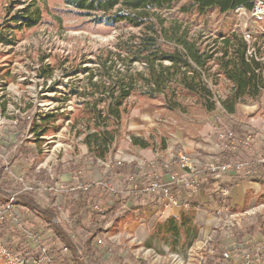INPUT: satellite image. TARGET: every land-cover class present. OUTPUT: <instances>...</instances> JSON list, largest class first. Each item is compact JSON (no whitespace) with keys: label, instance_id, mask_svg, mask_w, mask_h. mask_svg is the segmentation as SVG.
I'll list each match as a JSON object with an SVG mask.
<instances>
[{"label":"trees","instance_id":"obj_1","mask_svg":"<svg viewBox=\"0 0 264 264\" xmlns=\"http://www.w3.org/2000/svg\"><path fill=\"white\" fill-rule=\"evenodd\" d=\"M62 1L66 5L63 9L65 13L86 17L91 24L103 23L106 27L117 29L134 27L140 31L119 39L115 51L105 50L97 54L94 60L97 65L88 69L85 77L88 90L79 93L71 90L78 96L87 97L75 112L65 117L70 120L72 134L80 137L81 143L87 147V153L73 164L60 163L56 178L70 172L73 180L87 185L85 191L76 197L63 195L60 208L49 204L37 186L32 184L31 191H23L12 176L11 166L6 170L5 160L0 156V238L10 249L22 255L26 264H105V256L119 259L122 264H143L127 250L122 249L117 254L110 243L106 242V247H101L95 241V236L105 231L108 221H116L125 213L124 203L129 202L133 207L161 205L156 190H148L146 185L135 190L134 176L140 171L136 162L112 161L108 168L103 164L122 138L128 137L132 145L150 147L146 139L126 130L127 118L135 107L129 104L131 97L157 99L164 107L173 110L180 106L181 99L192 96L208 112L214 109L217 101L226 114L232 115L238 104L255 100L264 91V49L251 45L254 54L248 55V44L237 30L219 33L210 44L202 46L189 34V26L182 19L175 17L165 24L159 12L177 7L178 14L202 16L211 9L225 13L237 7L248 8L253 0ZM44 3L45 0H30L14 12L9 26L0 32V43L11 44L12 32L39 24L45 11ZM135 64H140L141 70H136ZM204 75H214L215 78L220 75L227 82L225 94L214 99L213 90L204 80ZM58 112L57 107L42 114L39 122L30 121L29 117H18L10 131L28 130L39 141L50 129L60 127L55 124L61 115ZM229 130L231 136L216 156L218 160L234 159L235 148L245 149L240 140L247 132L237 124ZM219 131L225 133L226 128L220 126ZM179 151L180 146L175 145L170 158L157 156L150 165L149 170L156 173L158 182L162 183V175L174 172L171 164L178 162L176 153ZM89 164L99 169L105 181L101 182L95 201L83 196L91 191L94 184V171ZM119 180L123 182V200L122 192L108 191L106 187V184ZM210 181L209 170L205 169L197 176L196 187ZM54 182L51 180L48 183ZM9 191L16 192L12 204L18 206L21 214L20 227L13 223L12 211L5 209ZM106 194L112 199V204L103 199ZM173 195L176 196L175 193ZM210 195V201L204 204L196 201L190 205L213 212L220 207H230L228 196L219 191ZM177 201L178 204L188 203L185 199L177 198ZM97 202L101 203V212L93 208ZM61 210H69L67 219L62 217ZM174 227L177 228V225ZM78 228L85 230L81 237L77 233ZM26 233L33 234L36 242L27 239ZM62 247H66L69 253H62ZM43 248L48 259L41 254ZM220 252L215 256L220 264H224Z\"/></svg>","mask_w":264,"mask_h":264},{"label":"rangeland","instance_id":"obj_2","mask_svg":"<svg viewBox=\"0 0 264 264\" xmlns=\"http://www.w3.org/2000/svg\"><path fill=\"white\" fill-rule=\"evenodd\" d=\"M29 1L0 0V32L9 26L14 12ZM65 6L62 0H45V11L39 24L12 32L11 44L0 43V156L10 163L12 176L21 187L39 184L46 188L51 185L48 183L51 180L58 185V165L73 164L85 155L87 147L81 143L80 137L72 134L70 120L65 117L75 112L87 97L78 96L71 90L77 93L88 90L85 77L87 70L97 65L94 62L97 54L105 50L115 51L119 39L140 31L134 27L117 29L103 23L91 24L86 17L65 13ZM159 15L165 24L175 17L182 19L189 26V34L202 46L210 44L219 33L238 31L234 10L220 13L211 9L205 15L196 16L178 14L177 7H174L160 11ZM248 29L251 45L264 49V24L251 22ZM134 66L136 70L142 68L140 64ZM204 80L212 88L214 99L225 94L227 82L220 75L216 78L204 75ZM180 102V106L172 110L157 99L132 96L129 104H133L135 110L131 109L129 113L126 130L146 139L158 156L168 159L181 135L194 139L201 148H207L214 142L218 143L216 135L220 133V126L230 129L241 124L230 119L217 101L209 112L192 96H186ZM254 103L258 108L243 115L242 121L250 127L251 144L260 142L264 145V91L244 105L249 107ZM57 107L61 115L55 124L60 127L50 129L39 141L28 130L10 131L18 117H29L30 121L39 122L42 114ZM244 151L251 152L250 146ZM256 154L263 152L258 151L248 155V159L239 160L249 161ZM109 157L115 161L112 155ZM88 166L95 170L94 184L91 191L83 196L95 201L99 186L105 181L97 167ZM263 172L260 168L259 176H247L235 183L242 191V200L237 201L231 196L234 185L230 186L227 193L230 207H220L215 212L163 199L158 208L156 205L133 207L126 202L123 205L125 213L106 226L103 237L117 254L122 249L127 250L143 264H220L215 253L225 244L263 230ZM107 186L111 188L108 191L123 190V182L120 181ZM212 188L217 189L218 186L212 185ZM78 194L80 192L64 195L76 197ZM107 194L103 199L112 204ZM44 197L49 204L59 207V194L49 192ZM124 198L122 192L121 200ZM61 215L67 219L69 210H61ZM77 233L81 237L85 230L78 228ZM103 261L105 264H122L114 257L105 256ZM0 264L5 263L0 261Z\"/></svg>","mask_w":264,"mask_h":264},{"label":"built area","instance_id":"obj_3","mask_svg":"<svg viewBox=\"0 0 264 264\" xmlns=\"http://www.w3.org/2000/svg\"><path fill=\"white\" fill-rule=\"evenodd\" d=\"M237 15V27L242 38L248 44L247 54H254V48L251 46L250 39L251 35L248 29L249 23L255 22L264 24V0H253L251 6L237 7L234 9ZM1 117V113H0ZM231 136L229 129H226L225 133H218V138L221 141H225ZM252 142L251 133L247 131V135L240 140V143L245 147H249ZM172 154H170V157ZM178 158V163L181 168L187 171L188 176H193L189 183L195 188L197 186V176L205 169L209 170L212 185H217L218 188L214 191H219L222 195L227 196L228 189L232 184L239 182L242 178L247 176H259V169L264 170V154L257 155L249 161L243 160H214L207 163H202L194 158H190L186 153L179 151L176 153ZM113 160L111 157L103 162V164L108 168ZM9 167V162L5 161V169ZM156 173L150 172L148 180L146 182V187L148 190H156L158 198L161 201L163 199L167 202H173L178 204L177 197L173 195L172 191L177 184L178 177L174 176L173 184L165 185L164 183L158 182L156 179ZM231 182L230 184L227 183ZM37 186V189L42 191L43 195H47L49 192L59 194L62 198L64 194H69L72 192L79 193L87 189V185L78 182L77 180H71L69 183L59 182L48 185L46 188L39 186V184H33ZM33 185H27L26 187H21L23 191H31ZM108 184H106L107 186ZM135 190H140L141 188L135 187ZM107 189H111L110 187ZM122 192V190L120 191ZM16 192L9 191L10 197L8 198L6 210L12 211L13 223L20 227L21 214L19 212L18 206L12 204L13 195ZM94 210L97 212L102 211V206L100 202H97L93 206ZM112 221H108L105 224L104 230L107 229V225L111 224ZM26 238L31 242H36V238L31 233H26ZM96 243L101 247H106V240L103 237V233L97 234L95 236ZM62 253H69L66 247H62ZM44 259H48V255L43 248L41 250ZM221 259L224 264H264V224L262 232L255 235H248L242 237L240 240H231L225 244L221 249ZM0 261L5 264H26L25 259L22 255L10 249L6 242L0 238Z\"/></svg>","mask_w":264,"mask_h":264},{"label":"crops","instance_id":"obj_4","mask_svg":"<svg viewBox=\"0 0 264 264\" xmlns=\"http://www.w3.org/2000/svg\"><path fill=\"white\" fill-rule=\"evenodd\" d=\"M256 107L258 108L257 104L255 103L249 107L244 104H238L236 106L235 114H232V115L228 114V116L233 121L241 122L240 124L241 129L247 132V131H250V127L247 125L246 121H242V116L248 114L249 112H252L254 109H256ZM135 115H138V113L136 112ZM248 119L249 121H251L250 118ZM216 138L218 140V143L214 142V145L208 146L207 148H204V147L201 148L194 139L187 137L185 135H181L177 138L174 145H179L180 151L194 156L193 158L196 159L197 161L201 162L203 160L204 161L203 163H207V162L213 161V159L216 158V156L225 148V141L224 142L220 141V139L218 138V135H216ZM244 150L235 148L234 149L235 158L236 159H240V158L248 159V155H251V154L253 155V153H256L258 151H262L264 154V145L260 142L252 143L250 145V150H251V152H249L250 154L248 152H245ZM86 153H87V148L84 154ZM157 156H158V152L155 149H152L150 147L142 148L136 145H132L128 137L122 138L118 142L117 148L112 154V157L115 161H122L126 163H129V162L137 163V168H140V171H138L134 176V180H135L134 186L138 188H141L143 185L146 184L149 174H150L149 167ZM230 160H233V159H230ZM171 168L174 170V172L171 174L162 175L161 181L165 185H171L173 184L174 176L178 177L179 181L177 182V184H175V187L173 188L172 193H175L178 199L188 200V203L184 202L183 204H179V205L186 206V205L193 204L196 201L200 202L201 204H204L211 200L210 194L211 192H214V189L212 188V185H211L212 181L207 182L206 184H204V186H201V187L199 186V187L194 188L189 183V180H192L193 176H188L187 171L181 168L178 162L172 163ZM93 171H94V177H95V170L93 169ZM99 173L102 175L100 171ZM263 176H264V172H263ZM57 178L60 182L69 183L73 179V176H72V173L68 172V173L61 174ZM231 194H232L231 196L232 197L234 196V199H236L237 201L242 200L243 198L242 191L239 188L238 184L234 185L231 188ZM144 205L154 206L152 204H144ZM156 207L158 208V206ZM62 217L64 218V216Z\"/></svg>","mask_w":264,"mask_h":264}]
</instances>
